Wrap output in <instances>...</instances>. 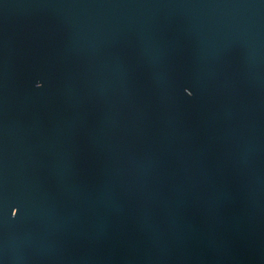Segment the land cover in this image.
I'll return each mask as SVG.
<instances>
[{"label": "water", "instance_id": "95a60500", "mask_svg": "<svg viewBox=\"0 0 264 264\" xmlns=\"http://www.w3.org/2000/svg\"><path fill=\"white\" fill-rule=\"evenodd\" d=\"M0 264H264V0H0Z\"/></svg>", "mask_w": 264, "mask_h": 264}]
</instances>
